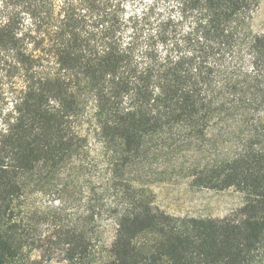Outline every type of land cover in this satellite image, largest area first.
<instances>
[{
    "label": "trees",
    "instance_id": "trees-1",
    "mask_svg": "<svg viewBox=\"0 0 264 264\" xmlns=\"http://www.w3.org/2000/svg\"><path fill=\"white\" fill-rule=\"evenodd\" d=\"M260 4L0 0V264H264ZM172 180L241 204L171 215Z\"/></svg>",
    "mask_w": 264,
    "mask_h": 264
},
{
    "label": "rangeland",
    "instance_id": "rangeland-1",
    "mask_svg": "<svg viewBox=\"0 0 264 264\" xmlns=\"http://www.w3.org/2000/svg\"><path fill=\"white\" fill-rule=\"evenodd\" d=\"M254 29L264 30V0L254 18ZM86 129V128H84ZM90 151L98 156V148L90 139ZM154 203L161 210L174 216L197 218H218L228 214L241 204L240 196L233 190L212 191L195 189L184 180L154 182L149 185ZM25 264H66L61 259L49 262L39 261L37 253L31 254Z\"/></svg>",
    "mask_w": 264,
    "mask_h": 264
}]
</instances>
